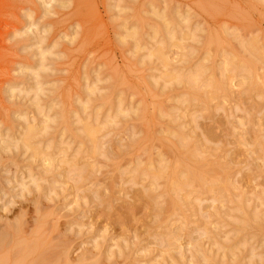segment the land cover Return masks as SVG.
Returning <instances> with one entry per match:
<instances>
[{"label":"rangeland","instance_id":"1","mask_svg":"<svg viewBox=\"0 0 264 264\" xmlns=\"http://www.w3.org/2000/svg\"><path fill=\"white\" fill-rule=\"evenodd\" d=\"M0 240L1 264H264V0H0Z\"/></svg>","mask_w":264,"mask_h":264},{"label":"bare ground","instance_id":"2","mask_svg":"<svg viewBox=\"0 0 264 264\" xmlns=\"http://www.w3.org/2000/svg\"><path fill=\"white\" fill-rule=\"evenodd\" d=\"M244 69H245V68H244ZM248 69H250V68L248 67ZM246 71H247V70H246ZM198 72H201V71H198ZM246 73H247V72H246ZM202 74H203V73H202ZM248 74H249V73H248ZM198 76H199V75H198ZM201 76H203V75H201ZM249 76H250V75H249ZM191 77H193V76H191ZM194 77H195V76H194ZM195 79H196V77H195ZM208 86H209V85H208ZM221 87H222V90H227V87H228V86H227V82L222 83ZM84 132H85V130H84ZM87 132H88V134H89L90 136L93 135V131H92L91 129L87 128ZM28 134H32V132L29 131ZM169 134H171V135H175L174 133H169ZM177 135H178V134H177ZM179 135H180V134H179ZM181 135H182V134H181ZM183 135H184V134H183ZM169 136H170V135H169ZM172 137H173V136H172ZM181 137H182V136H181ZM174 138H176V137L174 136ZM178 138H179V136L177 137V139H178ZM183 138H185V137L183 136ZM176 143H178V141H177ZM93 144H94V143H93ZM178 144H179V143H178ZM95 147H96V146H95ZM195 147H197V146H195ZM192 149H193V147H192ZM192 149H191V151H193V152H194L195 150H197V149H195V148H194V150H192ZM198 151H199V150H198ZM196 152H197V151H195V153H196ZM196 154H197V153H196ZM192 155H193V154H192ZM197 155H198V154H197ZM197 155H196V156H197ZM198 156H199V155H198ZM193 157H195V155H194ZM199 159H200V158H199ZM196 161H197V160H196ZM198 162H199V161H198ZM200 162H201V160H200ZM200 162H199V163H200ZM199 163L197 164V162H196V164H197L198 166H199ZM201 163H202V162H201ZM201 165H202V164H201ZM201 165H200V166H201ZM200 166H199V167H200ZM159 168H161V166H160ZM162 168H163V170H162V169H161V170L158 169V171L161 172V173L159 172L158 177H161L163 174H165L164 167H162ZM182 171H183V170H182ZM182 171H181V174H182V176L185 177V181H184V179H183L184 177H182V179H183L184 182H187V184L189 183V181H191V179H192V181H193V179L197 176V175H195L196 172L193 174V172H190V171H185V170H184L183 173H182ZM80 172H81V171H80ZM210 172H211V171H210ZM154 173H155V172H154ZM78 174H79V173H78ZM155 174H156V173H155ZM157 174H158V173H157ZM161 174H162V175H161ZM214 174H215V173H214ZM80 175H81V174H80ZM163 176H164V175H163ZM199 176H200V175H198V177H196V179H195L196 181H197V180H200V181H201V180H204V178L201 179V177H200V179H198ZM201 176H202V175H201ZM193 177H194V178H193ZM155 178H156V176H155ZM186 179H187V180H186ZM188 180H189V181H188ZM184 182H183V183H184ZM200 184H201V182H200ZM208 184H209V183H208ZM210 184H211V183H210ZM173 185L175 186L174 183H173ZM176 185H178V184H176ZM178 186H179V185H178ZM178 186H176V187H178ZM174 188H175V187H174ZM204 188H205V187H204ZM221 188H222V187H221ZM219 191H220V190H219ZM244 213H245V212H244ZM250 215H251V214H250ZM260 215H261V214H260ZM243 222H244V221H243ZM245 222H246V221H245ZM0 241H1V240H0ZM1 242H2V241H1ZM263 246H264V244H263ZM0 248H1V247H0ZM19 249L21 250V248H19ZM26 250H27V249H22L23 253H26ZM16 252H18V251H16ZM20 253H21V252H20ZM17 254H18V253H17ZM27 254H28V253H27ZM19 255H20V254H19ZM24 256H25V255H24ZM24 256H23V257L20 256V257L22 258V260L24 259ZM20 257H18V258H19V262H20ZM16 259H17V258H16ZM1 261H2V259H1ZM42 262H44V261H42ZM45 262H46V261H45ZM2 263H3V261H2ZM38 263H39V262H38ZM0 264H1V263H0ZM43 264H44V263H43Z\"/></svg>","mask_w":264,"mask_h":264}]
</instances>
